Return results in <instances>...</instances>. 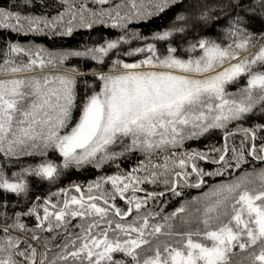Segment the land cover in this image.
I'll return each instance as SVG.
<instances>
[{"label": "snow or ice", "instance_id": "6c2138e0", "mask_svg": "<svg viewBox=\"0 0 264 264\" xmlns=\"http://www.w3.org/2000/svg\"><path fill=\"white\" fill-rule=\"evenodd\" d=\"M0 264H264V0H0Z\"/></svg>", "mask_w": 264, "mask_h": 264}, {"label": "trees", "instance_id": "16d2710c", "mask_svg": "<svg viewBox=\"0 0 264 264\" xmlns=\"http://www.w3.org/2000/svg\"><path fill=\"white\" fill-rule=\"evenodd\" d=\"M147 27H151V25H149ZM141 30L146 31L145 28H142ZM92 35L95 36L96 33L93 32ZM87 36H88V32L86 30H81L80 32L75 34L72 38L56 39L55 40V47H60L61 45H63L64 47H71V46L79 45L85 41ZM28 39L34 40L35 43L42 44L45 47H53V40L49 39L47 37H29ZM21 42L23 43L26 41L23 38H21ZM72 178L76 179L77 177L73 176ZM81 178H83V177H81ZM195 194H196L195 191L191 192V195H195Z\"/></svg>", "mask_w": 264, "mask_h": 264}]
</instances>
